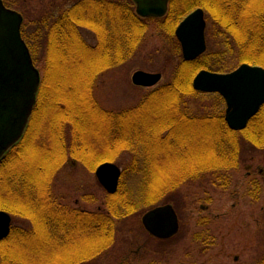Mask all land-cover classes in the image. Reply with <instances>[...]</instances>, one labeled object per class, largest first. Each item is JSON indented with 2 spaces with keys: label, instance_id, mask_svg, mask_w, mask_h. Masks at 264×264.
Wrapping results in <instances>:
<instances>
[{
  "label": "trees",
  "instance_id": "1",
  "mask_svg": "<svg viewBox=\"0 0 264 264\" xmlns=\"http://www.w3.org/2000/svg\"><path fill=\"white\" fill-rule=\"evenodd\" d=\"M2 1L23 10L22 2ZM197 7L217 28L222 47L186 61L174 29ZM150 21L159 23L165 42L179 51L171 79L149 90L134 108H100L93 98L96 80L135 56ZM42 24L44 67L36 102L21 140L0 159V209L25 220L28 227H13L0 242V264H89L112 244L113 219L132 212L138 202L148 207L169 202L181 185L234 170L241 144L264 150V104L242 131L235 132L219 110L222 98L191 86L202 69L224 73L242 63L264 67V0H170L160 19L137 16L131 0H75ZM25 27L24 22L21 36L35 64L39 35H27ZM82 30L93 34L94 44L83 38ZM231 55L237 63L233 68L226 62ZM195 96L213 99L208 112L191 114L184 98ZM35 151H49L52 159L34 162L32 168L24 165L21 172L14 169L19 158H35ZM122 153L130 157V171H122L124 186L120 183L115 194L107 195L106 212L59 208L54 203L50 184L67 157L92 169L103 161L114 162ZM132 178L138 184L129 188L126 182ZM47 246L52 260L41 259ZM256 264H264V256Z\"/></svg>",
  "mask_w": 264,
  "mask_h": 264
},
{
  "label": "rangeland",
  "instance_id": "2",
  "mask_svg": "<svg viewBox=\"0 0 264 264\" xmlns=\"http://www.w3.org/2000/svg\"><path fill=\"white\" fill-rule=\"evenodd\" d=\"M74 1L11 0V2H22V12L19 9L16 11L24 15L22 19L23 24L26 23L27 35L31 34L35 37L39 35L35 45L37 47L35 66L40 76L44 67L42 21L50 22ZM204 15L208 16L205 11ZM158 24L153 21L148 23L144 41L134 57L98 77L93 98L100 108L114 112L134 108L149 90L171 79L179 51L165 42L163 33L158 30L161 29ZM213 27L211 22L206 21V51L221 50L222 47L220 34L217 28ZM209 29L211 32L208 34ZM81 33L89 44H94L95 40L90 31L82 30ZM231 56H227L231 60L226 61L229 68L237 64L233 61V55ZM138 70L160 73L161 79L156 86L150 88L134 86L131 83V76ZM57 86L60 87V84ZM80 98L83 99L82 96ZM184 99L191 114H204L214 103L213 99L205 96ZM217 101L219 102L218 99ZM218 106L219 110L224 109L223 102H219ZM154 116L159 117L158 114ZM34 133H38V130L36 129ZM35 143L34 140L33 146ZM38 144L36 143L34 147L39 151ZM38 151H35L37 152L35 158H29L28 162L22 157L19 158L14 169L21 172L24 165L29 164L32 168L34 162L48 163L52 159L48 154L49 151H45L46 153ZM239 159L238 166L234 170L207 177L203 175L192 183L179 186L177 193L169 195V202L154 205L170 203L174 206L180 225L179 233L174 238L165 242L157 241L143 231L140 218L144 212L154 206L148 207L144 202H138L132 212L119 220L113 219L116 231L112 244L100 253V257L98 255L89 264H117L115 253L131 251L136 253L132 255L137 258L125 264H256L264 256V150H255L249 145L241 144ZM66 161L55 179L52 178L50 188L53 190V199L67 205L65 207L71 210L97 213L100 208L102 212H106L107 194L94 174L96 167L102 162L91 169L68 157ZM113 163L119 167L121 174L122 171L125 174L129 173L130 167L127 169V165L130 163V157L127 153L119 155ZM39 169L37 167V170ZM248 169L250 175L247 174ZM121 174L118 186L120 183L124 186V181L121 182ZM9 178L8 175L5 180ZM126 183L129 188H134L138 184V179L132 178ZM7 185H4L6 189L9 188ZM13 218L14 226L28 227L25 220L18 216ZM130 242L135 245L131 247ZM48 251L47 246L41 259L52 260ZM35 257L33 256L32 259L36 260ZM103 257L104 260H101L100 258ZM74 264H88V262L78 261Z\"/></svg>",
  "mask_w": 264,
  "mask_h": 264
},
{
  "label": "water",
  "instance_id": "3",
  "mask_svg": "<svg viewBox=\"0 0 264 264\" xmlns=\"http://www.w3.org/2000/svg\"><path fill=\"white\" fill-rule=\"evenodd\" d=\"M141 18H161L169 0H131ZM21 15L0 0V158L22 136L31 114L40 75L34 67L20 28ZM204 11L196 8L176 26L174 35L183 60L192 61L205 52ZM160 73L135 71L131 82L152 87ZM194 90L216 93L225 102L224 121L234 130H242L264 103V67L240 64L228 73L198 71L191 81ZM99 184L109 194L116 192L120 169L112 162L100 163L95 171ZM143 228L153 237L167 239L178 231V219L171 204L149 209L141 216ZM10 215L0 210V241L8 236Z\"/></svg>",
  "mask_w": 264,
  "mask_h": 264
},
{
  "label": "flooded vegetation",
  "instance_id": "4",
  "mask_svg": "<svg viewBox=\"0 0 264 264\" xmlns=\"http://www.w3.org/2000/svg\"><path fill=\"white\" fill-rule=\"evenodd\" d=\"M66 162L67 161H64V163L60 166V168L57 170V171H55V173H54V179H55V176L58 174V172L65 166V164H66ZM247 174L248 175H250V169H248V172H247ZM50 193H51V195H52V193H53V190H51L50 191ZM52 198H53V196H52ZM54 203L60 208H65V206H67V205H64V204H60L55 198H54ZM67 209H69V208H67ZM82 211V210H81ZM104 211V210H103ZM83 212H87V211H83ZM8 213V212H7ZM98 213H102V210L99 208V210H98ZM9 215H10V225H9V233H8V235L10 234V231H11V229L13 228V227H20V228H22L21 226H14L13 225V220H14V218H13V216L10 214V213H8ZM141 222V221H140ZM141 227H142V225H141ZM142 229H143V227H142ZM116 231V230H115ZM143 231H145L144 229H143ZM132 232V231H131ZM146 232V231H145ZM147 233V232H146ZM132 234V233H131ZM148 234V233H147ZM151 238H154V239H156L157 241H162V242H165V241H169L170 239H172V238H174L176 235H177V233L174 235V236H172L171 238H168V239H157V238H155V237H153V236H151L150 234H148ZM7 238V237H6ZM2 241V240H1ZM129 244H131V247L132 246H134L135 245V243H133V242H130ZM139 249V248H138ZM132 252V253H131ZM131 252H128V253H124V252H121V253H115L114 255H115V260L117 261V264H125L126 262L127 263H129L130 262V260H133V259H136L137 258V256H135V255H132V254H136V253H134L133 251H131ZM98 256V255H97ZM97 256L95 257V258H97ZM99 257H100V254H99ZM101 260H104V257L103 258H100ZM236 259V258H235Z\"/></svg>",
  "mask_w": 264,
  "mask_h": 264
}]
</instances>
